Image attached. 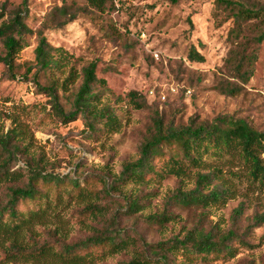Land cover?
Here are the masks:
<instances>
[{
  "label": "rangeland",
  "instance_id": "obj_1",
  "mask_svg": "<svg viewBox=\"0 0 264 264\" xmlns=\"http://www.w3.org/2000/svg\"><path fill=\"white\" fill-rule=\"evenodd\" d=\"M0 1H7L0 24L26 4L25 22L32 29L24 35L26 45L14 58L13 68L0 60V137L7 135L9 149L14 151L3 149L1 157H10L7 169L19 173L0 180V202L7 204L12 186L27 184L32 169L80 177L90 189L72 199L66 196L62 202L53 199L43 217L18 233L0 232V264H119L135 253L156 259L152 252L156 244L183 241L189 231L201 229L213 232L216 239L235 230L241 240L228 242L233 245L232 254L187 256L180 249L169 254L171 260L176 264H264V183L250 178L248 165L237 155L206 156L207 167H191L184 176L165 173L143 183L111 188L124 166L140 157L158 118L165 127H179L229 115L264 130V41L254 40L261 17L247 22L236 39L230 35L233 20L217 8L215 0H108L103 10L89 6L61 27L51 26L63 19L60 7L67 5L73 12L87 7L88 0ZM246 1L264 4V0ZM39 30L50 45L68 51L63 70L43 71L37 65ZM192 47L203 53L204 61L189 59ZM5 51L0 41V56ZM243 52L256 55L254 73L246 82L233 77L231 70L234 57ZM92 60L97 61V76L106 80L93 86L95 102L99 109L108 106L117 115L116 129L91 117L96 130L90 132L83 112L66 122L54 108L51 91L41 88L55 84L58 103L66 113L73 111L83 69ZM71 67L75 76L68 79ZM229 85L239 91L223 92ZM135 101L145 105L138 107ZM165 150L166 158L157 161L160 168L177 152L172 146ZM261 157L264 160V152ZM213 168L221 172L210 187H228L225 201L203 207L184 205L176 198L180 188H196L198 171L209 173ZM103 178L111 188L107 192H103ZM131 191L144 203L142 210L130 208ZM88 204L101 206L97 216L85 210ZM33 206L28 203L21 209L26 212ZM162 213L170 217L163 225L150 218ZM108 233L134 241L113 254L96 248L79 263L54 253L38 257L41 254L35 251L45 245L58 251L66 244ZM18 246L33 252L20 257Z\"/></svg>",
  "mask_w": 264,
  "mask_h": 264
},
{
  "label": "trees",
  "instance_id": "obj_2",
  "mask_svg": "<svg viewBox=\"0 0 264 264\" xmlns=\"http://www.w3.org/2000/svg\"><path fill=\"white\" fill-rule=\"evenodd\" d=\"M215 1L217 8L226 12L227 16L234 22V27L230 31L232 37L239 38L247 22L261 17V25H257L259 30L254 40L257 43L264 41V4L251 3L246 0ZM26 2L27 0H23L22 4ZM107 2L108 0H88L87 7H79V10L73 12L71 8L64 5L59 9L61 18L63 19L52 23L51 26L61 27L75 20L80 11L88 10L89 6L103 10ZM6 10L7 1H0V20L5 16ZM27 12L26 4L18 6L10 15V18L4 19L0 24V41L3 42L6 49L5 55L0 56V60L6 63L10 69L14 66V58L26 45L24 35L32 31L25 22ZM38 32L39 43L36 48L37 65L43 71L58 68L63 70L68 65V51L64 47H53L43 34V30H39ZM56 54L59 56L56 57ZM188 56L193 61L205 60L203 53L198 51L196 47L190 49ZM255 58V53L246 54L245 52L241 53L239 57H234V61L231 63L233 77H238L244 82L248 81L255 70ZM74 70V67L70 68L68 79L75 76ZM97 82L105 84L106 80L97 76V61L92 60L83 69V82L76 95L75 109L69 113H66L57 101V95L54 91L55 84L41 88L51 91L54 108L66 119V122L75 119L78 113L83 112L88 118L87 122L90 132L96 130L95 123H92V119H89L91 117L97 120V122L116 129L119 126L117 115L108 106L99 109L95 102L97 95L92 92V89ZM64 84H67V82ZM222 91L234 94L239 89L236 86L232 87L229 85L225 86ZM135 102L138 107L145 105L137 101ZM6 138L7 135L0 137V171L2 174L0 175V180H8L19 174L10 172L7 169L10 157H1L3 149H7L8 152L12 151L9 149L10 141ZM168 146L177 148V152H172L165 165L160 168L157 161L161 158H166L167 152L165 147ZM263 152L264 130L256 129L242 118H234L229 115L220 116L212 122L197 123L193 121L190 125L179 127H175L174 125L165 127L164 121L158 118L155 120V132L152 138L147 140L141 147L140 157L135 162L127 163L124 166L119 176L115 177L111 188H120V185L129 182L143 183L150 180L153 176L164 177L165 173L184 176L191 167H207L209 162L205 158L206 156L220 157L224 154L237 155L239 158H242L245 164L248 165L250 178L264 183V160L261 157ZM32 171L30 179L25 186L11 187V196L7 204L4 205L0 202V232L18 233L27 224L37 218L43 217L50 208L53 199L58 203L62 202L66 196L72 199L74 194L82 196L85 193L88 194V191H90L89 182L82 180L80 177H70L69 175L53 174L40 170L35 171V169H32ZM219 172H221L219 168H213L209 173L198 171L196 188L190 191L180 188L176 198L184 205H199L203 207H209L225 201V195L229 194L228 187H210V184L213 183L215 177H217L216 174ZM103 180V192H107L111 188L108 187L106 179L103 178ZM208 188L211 189L206 193L204 190ZM84 189L88 191H84ZM128 198L130 200V208L133 207L135 211L143 209L144 203H142L138 194H134L131 191ZM28 203H32L34 206L25 212L21 209V206ZM97 207L101 206L88 204L85 210H90L97 216ZM240 211L241 208L236 210L237 215L240 214ZM150 218H153L154 221L162 225L165 224L164 222L170 221V217L166 213L154 214ZM120 235L119 233H108L94 236L79 243L66 244L58 251H52L49 245L37 248L35 251L41 254L38 257L54 253L64 261L79 263L92 254L96 248H100L102 251L110 254L128 248L134 240L129 237H120ZM216 237L213 232L205 231L204 229L197 230V232L189 231L186 240L166 241L156 244L152 251L155 253L156 259H153L146 253H135L130 260L119 264H176L171 260L169 254H175L180 249L187 256L232 254L233 245H229L228 242H233L237 239L241 240L235 230H228L218 236L217 239ZM18 251L20 257L28 256L29 253L33 252L20 246H18Z\"/></svg>",
  "mask_w": 264,
  "mask_h": 264
}]
</instances>
